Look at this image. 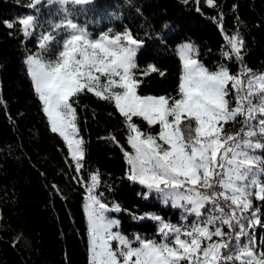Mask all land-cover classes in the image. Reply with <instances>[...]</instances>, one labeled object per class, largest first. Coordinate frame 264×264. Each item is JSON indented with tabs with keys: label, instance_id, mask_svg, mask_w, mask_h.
I'll list each match as a JSON object with an SVG mask.
<instances>
[{
	"label": "snow or ice",
	"instance_id": "snow-or-ice-1",
	"mask_svg": "<svg viewBox=\"0 0 264 264\" xmlns=\"http://www.w3.org/2000/svg\"><path fill=\"white\" fill-rule=\"evenodd\" d=\"M47 2L59 4L64 17L51 25V31L41 33L39 51L30 53L25 64L50 129L64 140L77 173L84 141L78 138L75 105L79 95L90 93L113 104L124 118L131 148L130 152L122 148L129 165L127 178L197 218L207 212L206 218L187 228L162 222L160 241L139 236L130 240L113 231L118 222L105 215L109 209L95 194L99 174L93 173L90 183L80 181L87 193L89 264H264V251L257 254L255 240L245 230L261 223L258 210L252 211V197L264 202V183L256 179L257 170L264 171V158L254 155L256 150L264 151V73L254 74L246 66L236 74L224 66L210 71L196 58L194 46L185 43L177 49L181 61L177 95H140L138 75L165 74L152 64L139 71L136 56L143 41L128 30L108 29L93 37L74 22L68 5L85 6L92 0ZM205 2L214 6V0ZM41 4L42 0H31L28 6L36 9ZM17 23L28 37L36 18L27 15ZM6 26L11 29L14 23ZM61 32L62 41L57 39ZM225 39L231 49L225 57L234 55L242 61L244 40L239 32ZM53 43L59 48L49 58L45 54ZM133 117L149 128L158 126L159 131H143ZM238 117H243L242 127L236 131L225 127L241 123ZM257 117L258 124H252ZM108 138L119 145L115 136ZM249 212L245 226L241 220ZM244 236L249 237L246 244Z\"/></svg>",
	"mask_w": 264,
	"mask_h": 264
},
{
	"label": "trees",
	"instance_id": "trees-1",
	"mask_svg": "<svg viewBox=\"0 0 264 264\" xmlns=\"http://www.w3.org/2000/svg\"><path fill=\"white\" fill-rule=\"evenodd\" d=\"M30 2L0 0V264H89L85 184L80 181L89 183L93 173L99 174L96 195L109 209L105 215L118 222L115 230L159 240V225L145 216L181 221L188 215L161 205L152 194L144 197L145 189L127 178L122 148L130 151L128 129L113 104L90 93L77 98L78 138L84 141L79 174L63 139L50 130L25 59L39 51L41 33L51 31L64 13L57 3L42 0L34 9ZM68 7L71 19L93 37L108 29L128 30L143 41L136 56L139 71L152 64L165 74L138 75L140 95H177L181 67L174 49L182 42L194 46L196 58L210 71L224 66L238 73L233 59L226 60L219 51L225 36L237 32L244 40L242 62L252 73H264V0H214L213 7L205 0L199 4L195 0H92ZM27 15L36 18V27L24 38L17 21ZM9 21L14 23L11 29L6 26ZM64 35L61 32L57 39L62 41ZM58 48L53 43L45 55L54 57ZM133 121L145 132L159 131L141 118ZM237 125L225 127L236 131ZM110 134L119 145L108 138ZM254 155L264 158V151L256 150ZM260 173L264 183V171ZM252 200L264 237V202L254 196ZM114 206L119 211L112 210ZM188 219L195 222L191 216ZM260 249L264 251V238Z\"/></svg>",
	"mask_w": 264,
	"mask_h": 264
},
{
	"label": "built area",
	"instance_id": "built-area-1",
	"mask_svg": "<svg viewBox=\"0 0 264 264\" xmlns=\"http://www.w3.org/2000/svg\"><path fill=\"white\" fill-rule=\"evenodd\" d=\"M219 51H222L223 55H224L225 52H230L231 51V49H230V47H229V45H228V43H227L225 38H224V44L219 48ZM224 58L226 60L233 59V62L237 65L238 72H240L242 67H245L244 63L241 60H237L234 55H232L230 58H226L225 55H224ZM259 118L260 117H257V120L252 121V124H254V125L258 124ZM238 121H241V123H238L237 129H239L240 127L243 126L242 125L243 117H238ZM89 181H90V179H89ZM82 190H83V195H84V200H85V196L87 195V193L85 191V185L82 186ZM96 190H97V187L95 188V194H96ZM243 216L245 218L241 220V223L246 226L247 223H248V219L251 218V213L250 212L249 213H244ZM206 217H207V212L205 211L204 217H201L200 219H204ZM144 218H145V220H147L149 222H156L159 225V227H161V223L162 222L163 223H168V224H171V225H174V226H179V227H182V228L190 227L193 224V223H191L189 221L188 216L185 217L184 219H182L181 221H167V220H162V219L157 220V219H154L153 217H150V216H145ZM257 219L260 221V217H259L258 214H257ZM260 225H261V223L255 224L252 228L249 229V228L246 227V229H245L247 232L251 233L252 237L254 238V240H255V251L257 252L258 255L261 252L260 248H261L262 241H263V238H264L263 234L261 233L262 228H261ZM224 231L225 232L228 231L226 226L224 227ZM124 236H126L127 238H129L130 240H133V241H135V238L137 236L143 238V236L141 234L136 233V232L135 233H129V234L124 235ZM248 241H249V237L248 236L242 237V243L246 244V243H248ZM88 257H89V255H88Z\"/></svg>",
	"mask_w": 264,
	"mask_h": 264
},
{
	"label": "rangeland",
	"instance_id": "rangeland-1",
	"mask_svg": "<svg viewBox=\"0 0 264 264\" xmlns=\"http://www.w3.org/2000/svg\"><path fill=\"white\" fill-rule=\"evenodd\" d=\"M44 1H46L47 2V0H44ZM23 33V32H22ZM23 36H24V34H23ZM24 38H27V37H25L24 36ZM185 43H189V42H182V43H180V44H178L176 47H175V54H176V56H177V58H178V60H179V63H180V67H181V61H180V58H179V54H178V52H177V49L180 47V45H182V44H185ZM27 67V66H26ZM234 98H235V96H234V94H233V96H232V100H234ZM144 123L146 124V122L144 121ZM49 125V124H48ZM49 128H50V126H49ZM51 130V129H50ZM57 134V133H56ZM64 141V140H63ZM65 143V142H64ZM128 144V143H127ZM66 145V144H65ZM129 146V145H128ZM66 148H67V153H68V157L71 159V161H72V163L74 164V168L76 169V162L72 159V157H71V155H70V153H69V150H68V147H67V145H66ZM130 148V147H129ZM130 151H131V148H130ZM129 151V152H130ZM125 158V157H124ZM80 163H81V161H80ZM128 168H129V165H128ZM260 175H261V173H260V171L259 170H257V173H256V179L260 182V180H259V177H260ZM142 186V185H141ZM144 189H145V193H144V197H147L149 194H152L153 195V197L161 204V205H163V206H169L170 208H172V209H179L180 211H184L188 216H191L192 217V219L195 221V222H198L199 220H200V218H197L194 214H189L186 210H185V207H179V206H173V202L171 201V200H168L167 202H165V199L163 198V196L161 195V194H159V193H157V192H155V191H149L147 188H145L144 186H142ZM254 191V190H253ZM115 221V220H114ZM115 229V228H114ZM113 229V231H116V230H114ZM159 234V240H156V239H154V238H148V239H151V240H156V241H160L161 239H162V236L160 235V232L158 233ZM88 255H89V250H88Z\"/></svg>",
	"mask_w": 264,
	"mask_h": 264
}]
</instances>
